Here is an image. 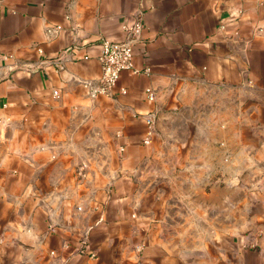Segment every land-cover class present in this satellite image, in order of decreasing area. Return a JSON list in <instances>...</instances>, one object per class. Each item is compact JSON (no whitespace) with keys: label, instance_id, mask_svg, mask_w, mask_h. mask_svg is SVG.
<instances>
[{"label":"crops","instance_id":"obj_1","mask_svg":"<svg viewBox=\"0 0 264 264\" xmlns=\"http://www.w3.org/2000/svg\"><path fill=\"white\" fill-rule=\"evenodd\" d=\"M139 16L151 73L91 97L102 42ZM178 120L207 191L157 187ZM233 152L264 170V0H0V264H264V177L253 210L215 185Z\"/></svg>","mask_w":264,"mask_h":264},{"label":"rangeland","instance_id":"obj_2","mask_svg":"<svg viewBox=\"0 0 264 264\" xmlns=\"http://www.w3.org/2000/svg\"><path fill=\"white\" fill-rule=\"evenodd\" d=\"M188 115L190 116V114ZM169 128L173 134L167 137L163 136L160 139L159 145L163 146L160 148L159 152L156 153L157 168L152 170L154 177L158 178L157 187L161 191L169 193L202 192V189L207 191L209 186L212 188V185L197 184V180L196 183H194L195 185L192 184L194 176H202V172L205 173V170L181 167L182 161H184V165L188 164L185 162L186 154L183 153L181 149L177 150L176 146L186 144L188 139H190L187 136L188 132H190V121H173L169 124ZM187 155L190 156V153ZM240 158H245L244 160H248V162L252 163L255 161V154L250 152L248 154L233 152L230 154L233 166L232 169L226 171L217 169L213 177L215 178V185L220 184L221 187L224 186L223 181L225 180L227 182L228 177H231L233 208L235 207V203L239 204V199L236 200L237 202H235L234 199L237 198L239 194L245 193L248 194L249 209L251 204V209L253 210L255 208L254 206H256V202L251 196L260 188V186L255 183L256 180L260 181L264 177V170L253 167L255 166L254 163H252L251 167H243ZM189 202H191V200ZM251 212L253 211H249V216L252 215Z\"/></svg>","mask_w":264,"mask_h":264},{"label":"built area","instance_id":"obj_3","mask_svg":"<svg viewBox=\"0 0 264 264\" xmlns=\"http://www.w3.org/2000/svg\"><path fill=\"white\" fill-rule=\"evenodd\" d=\"M123 30L126 35L124 42L107 40L101 44L98 60L101 64L102 75L95 81H86L84 83L85 87L89 90L90 96L93 98L100 96L115 98L118 95H126L127 90L125 88H120L117 91L119 81L124 72H131L134 75L151 73L150 68L138 69L135 66L137 48L144 44L143 18L139 16L134 24L125 25ZM39 52L43 54V50L40 49ZM147 97L149 101L155 100L154 91L150 88L147 89ZM146 121L149 126H152L153 120L151 118H148ZM144 143L149 144L150 139H145ZM85 170L86 167L81 166L79 168V175L84 177Z\"/></svg>","mask_w":264,"mask_h":264}]
</instances>
